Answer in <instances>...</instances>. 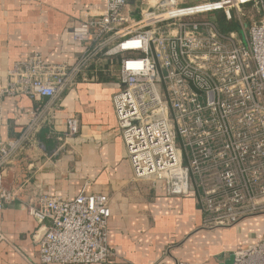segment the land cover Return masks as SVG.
<instances>
[{
    "label": "built area",
    "instance_id": "2783aa9c",
    "mask_svg": "<svg viewBox=\"0 0 264 264\" xmlns=\"http://www.w3.org/2000/svg\"><path fill=\"white\" fill-rule=\"evenodd\" d=\"M190 1L105 0L72 28L84 44L73 63H48L36 52L9 69L0 97L39 103L18 136L0 138V210L22 200L23 185L7 184L9 170L38 142L64 91L89 79L92 67L113 72L118 61L113 107L134 176L161 183L169 196L194 193L204 228L264 215V0ZM218 12L237 29L222 31ZM79 132L69 117L66 138ZM23 201L38 224L43 264H134L111 262L108 195L84 188L71 200ZM233 264H264V237L235 251Z\"/></svg>",
    "mask_w": 264,
    "mask_h": 264
},
{
    "label": "crops",
    "instance_id": "0c3cea01",
    "mask_svg": "<svg viewBox=\"0 0 264 264\" xmlns=\"http://www.w3.org/2000/svg\"><path fill=\"white\" fill-rule=\"evenodd\" d=\"M105 5V0H0V90L9 69L36 52L48 63H73L84 44L73 40L72 28L84 11ZM118 67L115 61L113 72L95 73L92 67L89 79L79 76L57 101L38 142L12 163L7 184L24 190L22 200L0 210V264H43L34 236L38 224L23 200L39 194L71 200L84 188L109 196L111 262L233 264L235 251L264 237V215L233 228H204L194 193L169 196L161 183L134 176L113 107ZM38 103L27 96L0 97V138L18 136ZM73 116L80 132L66 138L67 119Z\"/></svg>",
    "mask_w": 264,
    "mask_h": 264
},
{
    "label": "trees",
    "instance_id": "16d2710c",
    "mask_svg": "<svg viewBox=\"0 0 264 264\" xmlns=\"http://www.w3.org/2000/svg\"><path fill=\"white\" fill-rule=\"evenodd\" d=\"M216 18V23L218 25V27L222 30V31H230V30H234L237 29L238 25L237 22L235 20L233 21H227L224 14H219L217 13L215 15Z\"/></svg>",
    "mask_w": 264,
    "mask_h": 264
},
{
    "label": "rangeland",
    "instance_id": "374dc122",
    "mask_svg": "<svg viewBox=\"0 0 264 264\" xmlns=\"http://www.w3.org/2000/svg\"><path fill=\"white\" fill-rule=\"evenodd\" d=\"M197 1H199V0H193V1L191 0L190 3H194V2H197ZM187 3H189V2H187ZM218 13L221 14V12H218Z\"/></svg>",
    "mask_w": 264,
    "mask_h": 264
},
{
    "label": "water",
    "instance_id": "95a60500",
    "mask_svg": "<svg viewBox=\"0 0 264 264\" xmlns=\"http://www.w3.org/2000/svg\"><path fill=\"white\" fill-rule=\"evenodd\" d=\"M233 261H234V254H232V256H231V262L230 263H233Z\"/></svg>",
    "mask_w": 264,
    "mask_h": 264
}]
</instances>
